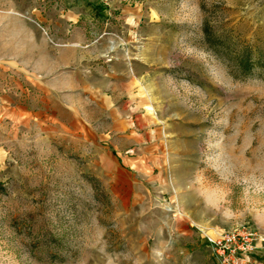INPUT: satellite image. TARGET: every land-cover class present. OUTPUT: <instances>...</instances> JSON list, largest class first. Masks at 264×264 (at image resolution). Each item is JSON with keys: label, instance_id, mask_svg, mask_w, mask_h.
Segmentation results:
<instances>
[{"label": "rangeland", "instance_id": "1", "mask_svg": "<svg viewBox=\"0 0 264 264\" xmlns=\"http://www.w3.org/2000/svg\"><path fill=\"white\" fill-rule=\"evenodd\" d=\"M227 232L264 264V0H0V264H223Z\"/></svg>", "mask_w": 264, "mask_h": 264}, {"label": "built area", "instance_id": "2", "mask_svg": "<svg viewBox=\"0 0 264 264\" xmlns=\"http://www.w3.org/2000/svg\"><path fill=\"white\" fill-rule=\"evenodd\" d=\"M213 243L223 264H241V255L252 253L255 249L250 240L231 232L222 234L219 238L214 239Z\"/></svg>", "mask_w": 264, "mask_h": 264}, {"label": "crops", "instance_id": "3", "mask_svg": "<svg viewBox=\"0 0 264 264\" xmlns=\"http://www.w3.org/2000/svg\"><path fill=\"white\" fill-rule=\"evenodd\" d=\"M28 78L33 79V80H38V78H36V76H35V77L32 76V74H29V75H28Z\"/></svg>", "mask_w": 264, "mask_h": 264}]
</instances>
